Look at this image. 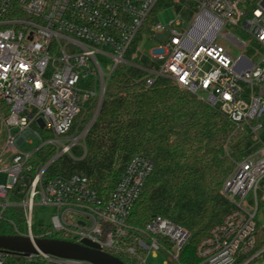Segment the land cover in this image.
<instances>
[{
  "label": "built area",
  "instance_id": "1",
  "mask_svg": "<svg viewBox=\"0 0 264 264\" xmlns=\"http://www.w3.org/2000/svg\"><path fill=\"white\" fill-rule=\"evenodd\" d=\"M160 1L0 0V136L5 135L0 172L7 175L0 184V221L8 207L17 206L26 232L9 221L15 235L87 239L129 264H151L148 257L159 254L163 264H181L190 236L186 228L161 215L141 227L128 222L153 171L151 159L133 156L107 198L85 175H46L59 157L84 145L92 120L78 131L75 119L92 97L98 98V111L113 72L130 65L147 73L145 88L158 77L168 78L217 109L234 132L261 144L235 161L224 180L222 193L233 207L199 241L194 264H264V227L259 229L256 220L264 200V145L258 136L264 115V0H170L179 19L168 28L158 21L148 24ZM140 33L156 39L158 47L144 50ZM224 41L240 54L233 56ZM143 56L150 66L133 62ZM31 135L39 145L20 150ZM46 145L55 154L42 163L37 153ZM36 206H51L56 213L49 227L37 224L34 233ZM0 264L93 263L0 249Z\"/></svg>",
  "mask_w": 264,
  "mask_h": 264
},
{
  "label": "trees",
  "instance_id": "2",
  "mask_svg": "<svg viewBox=\"0 0 264 264\" xmlns=\"http://www.w3.org/2000/svg\"><path fill=\"white\" fill-rule=\"evenodd\" d=\"M169 5L170 0H161L148 24L156 21L157 9ZM133 62L150 66L145 56ZM146 77V72L130 65L117 68L108 80L99 110L96 111L98 98L92 97L86 111L75 119L73 129L77 127L78 131L92 120L84 145H76L69 155L59 157L46 175H85L99 196L107 198L133 156L151 159L153 171L128 222L144 226L161 215L186 228L190 236L179 261L194 264L199 241L233 207L222 193L233 162L256 151L261 144L245 132H234L217 109L170 79L158 77L145 88ZM37 154L45 163L53 157L55 148L46 145ZM9 221L20 233L26 232L21 207L6 209L0 235L16 234ZM32 230H39L34 221Z\"/></svg>",
  "mask_w": 264,
  "mask_h": 264
},
{
  "label": "water",
  "instance_id": "3",
  "mask_svg": "<svg viewBox=\"0 0 264 264\" xmlns=\"http://www.w3.org/2000/svg\"><path fill=\"white\" fill-rule=\"evenodd\" d=\"M0 249L25 255L42 252L59 258L84 260L93 264H127L87 239L74 242L60 238L31 239L22 235H0Z\"/></svg>",
  "mask_w": 264,
  "mask_h": 264
},
{
  "label": "rangeland",
  "instance_id": "4",
  "mask_svg": "<svg viewBox=\"0 0 264 264\" xmlns=\"http://www.w3.org/2000/svg\"><path fill=\"white\" fill-rule=\"evenodd\" d=\"M155 19L156 21H158L164 28H168L170 25V22L175 21L177 19H179L177 12L174 10L173 7L167 6V7H161L159 9H157L155 11ZM182 25V24H180ZM177 28L179 26H176ZM183 28L188 29V24H183ZM226 28L223 29L222 33L226 32ZM231 32H233L234 34H236L239 37L244 38V34L240 33L239 31H237L236 29H231ZM217 42H222L220 37L217 38L216 40ZM225 44H223L224 46H226L229 51L231 52V54L233 56H238L240 54V49H238L237 47H235L233 44H230L226 41H224ZM139 45L144 48V50H149L151 48H156L159 45V42H157L156 39H149L147 37V34L145 33H140V39H139ZM255 59V58H253ZM81 121V119H80ZM259 122L261 123V129L258 131V136L261 140L262 145H264V115L260 118ZM1 127V125H0ZM12 133H15L16 130L12 129L11 130ZM4 134L2 133L0 136V144L3 141L4 138ZM45 136V135H43ZM31 140V143L28 142V140ZM28 140L26 142H24L21 146H20V150L23 151H33L38 145H39V139H37L35 136L31 135L30 137H28ZM235 163V162H233ZM235 167V164L233 166V169ZM233 169L231 170V172L233 171ZM230 172V173H231ZM229 173V174H230ZM229 176V175H228ZM7 182V175L3 172H0V184H5ZM56 213L55 208L51 207V206H36L34 207V211H33V221L36 224L41 225L42 227L46 228L49 227L51 225V216L54 215ZM73 218L71 219V222H74L76 215H72ZM256 220H257V224H258V228L262 229L264 227V200L259 201V208L257 211V215H256ZM137 227H141V226H137ZM165 257L162 254H159V256L157 258H152V257H148V263L151 264H163L162 260ZM170 264H178L177 262H173Z\"/></svg>",
  "mask_w": 264,
  "mask_h": 264
}]
</instances>
